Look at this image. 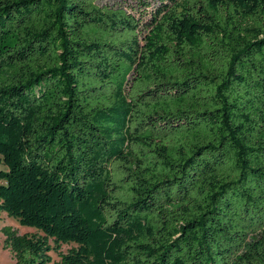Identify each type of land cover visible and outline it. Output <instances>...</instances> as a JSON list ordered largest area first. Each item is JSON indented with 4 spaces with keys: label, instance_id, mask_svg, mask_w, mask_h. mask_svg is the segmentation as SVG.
I'll use <instances>...</instances> for the list:
<instances>
[{
    "label": "trees",
    "instance_id": "obj_1",
    "mask_svg": "<svg viewBox=\"0 0 264 264\" xmlns=\"http://www.w3.org/2000/svg\"><path fill=\"white\" fill-rule=\"evenodd\" d=\"M100 1L0 0L4 248L264 264V0Z\"/></svg>",
    "mask_w": 264,
    "mask_h": 264
},
{
    "label": "rangeland",
    "instance_id": "obj_2",
    "mask_svg": "<svg viewBox=\"0 0 264 264\" xmlns=\"http://www.w3.org/2000/svg\"><path fill=\"white\" fill-rule=\"evenodd\" d=\"M99 5L101 7L105 6L111 9L121 8L127 11L128 13L133 14L136 17H141L140 15H143L144 12H149L152 9V6L148 7V9L147 7L143 8V5H141L138 2V0H102L99 2ZM2 169L3 167L0 165V170ZM3 227H10L13 230L17 231L19 235L35 233L33 229L19 226L17 221H15L12 218H8L5 214L0 215V230ZM71 248H74V246L62 245L58 249V252L55 251L51 252L50 256L52 259V264H59L60 263L59 254H66L67 251L70 250ZM0 264H14V260L9 250L4 248V237L1 234V232H0Z\"/></svg>",
    "mask_w": 264,
    "mask_h": 264
}]
</instances>
